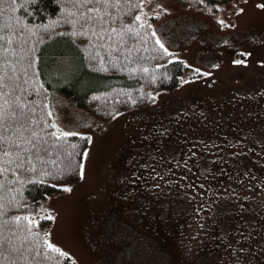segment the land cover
Returning <instances> with one entry per match:
<instances>
[{
	"label": "rangeland",
	"instance_id": "1",
	"mask_svg": "<svg viewBox=\"0 0 264 264\" xmlns=\"http://www.w3.org/2000/svg\"><path fill=\"white\" fill-rule=\"evenodd\" d=\"M157 41L196 72L145 108L105 120L48 68L57 130L89 140L81 178L32 205L73 264H264V0L219 16L151 0Z\"/></svg>",
	"mask_w": 264,
	"mask_h": 264
},
{
	"label": "trees",
	"instance_id": "2",
	"mask_svg": "<svg viewBox=\"0 0 264 264\" xmlns=\"http://www.w3.org/2000/svg\"><path fill=\"white\" fill-rule=\"evenodd\" d=\"M150 1L0 0V264H73L49 244L51 220L27 215L81 178L89 147L86 136L54 125L48 68L56 58L76 65L64 94L105 120L203 74L157 41L156 17L140 16ZM175 1L219 16L221 4L242 0Z\"/></svg>",
	"mask_w": 264,
	"mask_h": 264
},
{
	"label": "snow or ice",
	"instance_id": "3",
	"mask_svg": "<svg viewBox=\"0 0 264 264\" xmlns=\"http://www.w3.org/2000/svg\"><path fill=\"white\" fill-rule=\"evenodd\" d=\"M51 247V246H50Z\"/></svg>",
	"mask_w": 264,
	"mask_h": 264
}]
</instances>
